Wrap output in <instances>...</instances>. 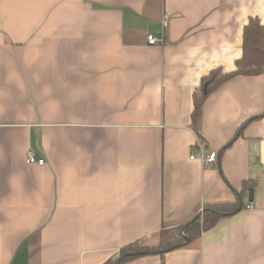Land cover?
<instances>
[{
    "label": "crops",
    "instance_id": "obj_1",
    "mask_svg": "<svg viewBox=\"0 0 264 264\" xmlns=\"http://www.w3.org/2000/svg\"><path fill=\"white\" fill-rule=\"evenodd\" d=\"M250 19L264 0H0V264L114 263L239 194L193 242L124 264H264V71L208 94L201 139L192 124Z\"/></svg>",
    "mask_w": 264,
    "mask_h": 264
},
{
    "label": "trees",
    "instance_id": "obj_2",
    "mask_svg": "<svg viewBox=\"0 0 264 264\" xmlns=\"http://www.w3.org/2000/svg\"><path fill=\"white\" fill-rule=\"evenodd\" d=\"M241 49L242 55L241 58L236 61V69L231 73H223L219 69L211 71L209 75L202 80L200 89L193 97L194 110L192 113V124L199 138L200 132L198 122L200 120L203 102L208 94L234 77H253L263 73L264 25L257 19H250L244 26ZM254 119H250L248 122ZM243 126L239 129L237 135L240 134ZM251 187V184L245 186L247 189ZM240 196V194L237 195L234 202L211 203L203 206L201 212L198 209L195 210L188 219L180 222L178 227L170 230H161L158 234V242L156 245H150L145 242V240H142L123 247L119 252V256L126 252L141 254L124 258L120 264H124L140 256L155 255L157 254V251H162L157 255L163 256L166 252H169L181 245L193 242L203 232H206L216 226L222 219L230 217L243 210L244 206L242 205ZM107 264H113V261L111 260Z\"/></svg>",
    "mask_w": 264,
    "mask_h": 264
},
{
    "label": "built area",
    "instance_id": "obj_3",
    "mask_svg": "<svg viewBox=\"0 0 264 264\" xmlns=\"http://www.w3.org/2000/svg\"><path fill=\"white\" fill-rule=\"evenodd\" d=\"M162 42L161 38H157L154 35H148L147 36V44L148 45H158ZM190 159H194V153L190 155ZM216 155L215 154H210L208 156H202V162L203 164L207 165L210 162L215 161ZM25 163L28 165H39L43 166L45 164L44 159L38 158L33 152L28 151L25 155ZM202 209L200 210V212Z\"/></svg>",
    "mask_w": 264,
    "mask_h": 264
},
{
    "label": "water",
    "instance_id": "obj_4",
    "mask_svg": "<svg viewBox=\"0 0 264 264\" xmlns=\"http://www.w3.org/2000/svg\"><path fill=\"white\" fill-rule=\"evenodd\" d=\"M264 71V67L262 69ZM248 194H249V201L251 202L252 201V189H249L248 190ZM162 251H157L156 253H161ZM138 254H141V253H135V252H126L124 253L123 255L119 256L113 264H120L122 262V260L124 258H128V257H132V256H135V255H138Z\"/></svg>",
    "mask_w": 264,
    "mask_h": 264
}]
</instances>
